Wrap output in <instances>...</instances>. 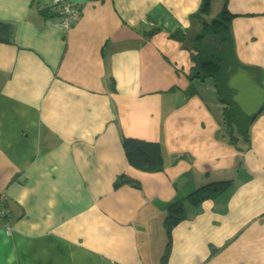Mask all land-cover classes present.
<instances>
[{"label": "crops", "instance_id": "crops-1", "mask_svg": "<svg viewBox=\"0 0 264 264\" xmlns=\"http://www.w3.org/2000/svg\"><path fill=\"white\" fill-rule=\"evenodd\" d=\"M67 1L80 18L63 32L38 13L51 0H0L12 28L0 42V194L11 230L0 225V264H161L167 242L166 264H264V107L237 131L214 82L188 80L185 41L200 32L201 0ZM228 10L240 15L230 24L235 58L264 87V0H228ZM126 139L158 144L162 172L131 167ZM119 177L139 187L114 188ZM224 181L217 197L184 202ZM176 202L185 217L167 236Z\"/></svg>", "mask_w": 264, "mask_h": 264}, {"label": "trees", "instance_id": "trees-1", "mask_svg": "<svg viewBox=\"0 0 264 264\" xmlns=\"http://www.w3.org/2000/svg\"><path fill=\"white\" fill-rule=\"evenodd\" d=\"M64 1L71 9L78 10L72 3L67 0ZM222 1L223 6L220 14L209 23L206 22L205 17L210 13L212 0H201L198 12L192 17L200 22L201 31L196 37L195 43L197 44H195L192 49L188 50L192 61L191 70L192 72H195V74H192L188 80L190 81L196 76V78L201 80H212L217 90V94L220 98H223L222 102H226L224 104L228 105L224 108V118L227 120V125L229 126L230 124V126H233L232 128L239 131L240 129L244 130L249 126L253 118L243 116L236 109L234 104L224 98L227 92L230 95V92L226 87V80L230 72H234L237 68L245 69L254 75L256 74L254 68L239 64L235 58L230 24L233 18L240 15L232 14L228 10V0ZM60 11L61 7L59 5H53L51 3L48 7L39 10L38 13L44 19L58 20L59 24H62L64 16ZM79 18L80 14L76 21L70 24L69 29L77 23ZM65 31H68V29H65ZM11 34L12 28L10 24L0 22V42L9 43V36ZM171 37L178 41L179 36H177V34H173ZM209 40L210 42L208 43ZM184 93L187 96H192L195 94V89L190 84L185 88ZM122 149L128 164L134 169L144 173L162 172V157L160 146L158 144L126 139L122 143ZM123 184H131L136 188L139 187L137 183L126 179V177H119L114 183V188H119ZM229 185V181L208 184L189 194L184 199V202H188L193 206H198L203 201L222 194ZM184 217L183 202H176L169 206L164 222V229L166 230L167 236H170L171 230L179 224ZM169 248L170 242H167L166 249L161 258V264L167 263Z\"/></svg>", "mask_w": 264, "mask_h": 264}, {"label": "water", "instance_id": "water-1", "mask_svg": "<svg viewBox=\"0 0 264 264\" xmlns=\"http://www.w3.org/2000/svg\"><path fill=\"white\" fill-rule=\"evenodd\" d=\"M226 87L231 93V102L247 118H255L264 107V87L256 75L237 68L227 77Z\"/></svg>", "mask_w": 264, "mask_h": 264}, {"label": "built area", "instance_id": "built-area-1", "mask_svg": "<svg viewBox=\"0 0 264 264\" xmlns=\"http://www.w3.org/2000/svg\"><path fill=\"white\" fill-rule=\"evenodd\" d=\"M51 3L53 5H59L61 7L60 12L64 16V19H63V23L59 24V27L61 29L62 27L65 28L66 30L69 29L70 24L76 21V19L78 18V15L80 14L79 11L71 9L70 6L65 3L64 0H51ZM4 203H5V197L2 194H0V225L4 230V233L7 236H10L11 230L6 222L8 217V211Z\"/></svg>", "mask_w": 264, "mask_h": 264}, {"label": "rangeland", "instance_id": "rangeland-1", "mask_svg": "<svg viewBox=\"0 0 264 264\" xmlns=\"http://www.w3.org/2000/svg\"><path fill=\"white\" fill-rule=\"evenodd\" d=\"M219 3L218 2H213L212 3V7H211V15L209 16L210 18H208L207 19V17H206V22L207 23H209L211 20H212V18H216L219 14H220V7H219ZM79 11V10H78ZM198 24L200 25V22H198ZM69 30V29H68ZM62 31L64 32L65 31V28H63L62 27ZM199 31H201V27L199 28ZM197 32V31H196ZM198 35V34H197ZM196 37L197 36H195V31L193 30L192 32H190V33H188V35H187V38H186V43H185V47H191V46H195V44H197V43H195L196 42ZM189 38H191V39H189ZM210 42V40L208 41V43ZM158 51H161V52H163V53H165V54H167V49H166V47H164V46H162V47H160V48H158ZM165 63V62H164ZM164 67H166L167 69H168V71H169V73H174L169 67H168V65L165 63L164 65H163ZM182 65H179V64H176L175 66H174V69H180V67H181ZM156 72H159V73H161L160 72V70L159 69H156ZM233 72L231 71L230 72V74H232ZM229 74V75H230ZM174 78L172 77V80H173ZM182 80V77H180V79H177L176 78V82H179V81H181ZM227 81V80H226ZM162 84V83H161ZM208 86L210 87V82H206L205 83V85L203 86V87H201L200 88V90H199V93L202 95V97L206 100V99H208V94L210 93V98L213 96V92L211 91V92H209L208 93V91H207V89H208ZM218 98L222 101V99L223 98H220L219 96H218Z\"/></svg>", "mask_w": 264, "mask_h": 264}]
</instances>
